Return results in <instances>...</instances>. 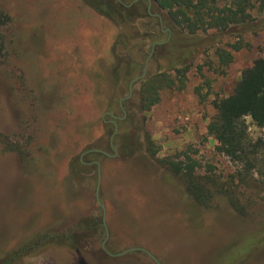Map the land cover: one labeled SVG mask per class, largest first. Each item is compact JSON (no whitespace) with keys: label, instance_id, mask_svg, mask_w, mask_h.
Returning <instances> with one entry per match:
<instances>
[{"label":"rangeland","instance_id":"obj_1","mask_svg":"<svg viewBox=\"0 0 264 264\" xmlns=\"http://www.w3.org/2000/svg\"><path fill=\"white\" fill-rule=\"evenodd\" d=\"M111 1L98 0L103 8ZM263 1L206 0L214 16L243 3L247 23L196 34L185 87L162 91L141 113L126 68L118 77L113 71L118 56L143 66L153 43L154 55L168 54L170 27L183 31L150 0L126 23L86 0H0L10 19L0 28V264H155L145 252L160 264H214L243 253L241 232L264 227V189L234 179L235 206L216 187L213 201L200 206L167 163L190 157L197 175H214L225 188L239 170L217 152L206 126L213 102L264 58ZM148 6L161 25L145 17ZM117 35L123 49L114 52ZM218 48L232 55L226 67ZM119 104L125 116L112 136L109 116L123 117ZM245 123L252 140L262 136L250 118ZM129 249L145 252L107 255ZM248 264H264V254Z\"/></svg>","mask_w":264,"mask_h":264},{"label":"trees","instance_id":"obj_2","mask_svg":"<svg viewBox=\"0 0 264 264\" xmlns=\"http://www.w3.org/2000/svg\"><path fill=\"white\" fill-rule=\"evenodd\" d=\"M150 1L162 16L165 14L175 26L183 31L178 32L170 27L171 39L168 54L166 56L153 55L151 66L146 68L144 77L132 85L137 89L135 94L138 97V110L141 113L149 112L158 104L162 91L182 90L185 87L187 74L192 68V61L198 54L196 34L213 28L215 31H224L232 25L247 23L248 18L246 7L241 2L237 4L236 10L229 8L226 13L214 16L212 11L208 10L206 0ZM86 3L96 13L107 17L112 22L116 17H120L124 23L127 22V16L131 15L132 11H136V7L140 5L137 3L127 9L114 0L105 5V8L99 4L98 0H86ZM262 4L264 6V1ZM145 17L149 21L157 20L148 14ZM9 20L8 15L0 11V28L5 26ZM148 35L149 38L156 36L153 33H147L146 36ZM122 38L120 35L115 37L114 52L115 49H123V43H120ZM135 38L136 36L133 39ZM233 48L237 50L236 47ZM215 55L220 66L223 67L228 66L232 60V55L222 48L216 49ZM124 68H126L124 77L129 83L140 76L143 71V66L138 65L134 60H128L126 55L118 56V63L113 67L116 77H118V71ZM118 84L119 80L114 78L116 89ZM129 102L130 100H124L122 105L126 106ZM115 103L113 100L106 105L113 107ZM213 108L215 115L206 126L207 134L215 140L217 152L239 166L236 175L229 176L228 188H225L224 184L221 185L220 179L214 175H197V163L190 157L185 156L179 162L169 161L167 165L170 170L182 177L186 192L198 205H209L214 199L212 187H216L220 189V192L225 193L235 206L232 191L234 179L239 180L250 190L264 189V58L255 60L249 68H246L241 73L232 93L214 101ZM115 109L121 113L119 105ZM245 118H250L257 128L263 129L261 137L252 140L248 136ZM253 176L261 179V183L258 180L254 181ZM239 224L237 225L239 229H246L245 225ZM241 233L242 239L238 243L245 244L243 253L234 257L229 256L225 262L214 264H248L254 258L264 254L263 226L256 227L251 233H244V235L243 232ZM23 247L12 253L13 259L23 255Z\"/></svg>","mask_w":264,"mask_h":264},{"label":"flooded vegetation","instance_id":"obj_3","mask_svg":"<svg viewBox=\"0 0 264 264\" xmlns=\"http://www.w3.org/2000/svg\"><path fill=\"white\" fill-rule=\"evenodd\" d=\"M114 1L118 2L121 6L127 8V9L133 7V6H134L135 4H137V3H140V4L142 3V2H141L142 0H131V1H130L129 3H127V4L124 3L126 0H114ZM149 6H150V3H149ZM149 6H148V9H147V14H148L149 16H151L152 18H156V19L158 20L159 24L161 25L160 17L157 16V15H152V14L149 13ZM161 28H162V27H161ZM163 31H164V30L161 29V32H163ZM166 32H167V40L164 42L165 45L169 44V41H170V38H171V32H170V30H167ZM155 46H157V44L153 43V46H152V48H151V51H150L149 55L147 56V58H146V60H145V62H144V64H143V68H144V66H145L146 61H147V63H146V68L151 66V63H150V62H151L152 56L154 55L153 52H154V47H155ZM149 63H150V64H149ZM124 100H127V98L123 99V101H124ZM119 107H120V109H121V113H122V116H123L122 118H119V117H116V116H112V115L109 116L110 118L114 119V122L111 121L110 125H112V127L114 128L115 131H116V129H117V125H116L115 121H116V120H117V121H120V119H123L124 116H125L120 104H119ZM113 132H114V131H113ZM107 255L112 256V257H114V258H118V257L122 256L123 254L120 255V256H117L118 254H115V256H114V255H111V254H108V253H107Z\"/></svg>","mask_w":264,"mask_h":264},{"label":"water","instance_id":"obj_4","mask_svg":"<svg viewBox=\"0 0 264 264\" xmlns=\"http://www.w3.org/2000/svg\"><path fill=\"white\" fill-rule=\"evenodd\" d=\"M148 2H149V0H148ZM149 3H150V2H149ZM146 63H147V61H146ZM146 63H145V66H144V68H143L142 74H141L140 76L136 77L135 79H133V80L129 83V90H130L131 86H132L136 81L142 79V78L144 77V75L146 74ZM129 96H130V92H129ZM114 133H115V130H114L112 136L114 135ZM112 136H111V139H110V144H111V141H112ZM88 152H90V151H88ZM95 199H96L97 204L100 205V204H99V197H98V185H97L96 190H95ZM106 239H107V235H106ZM106 239H105V240H106ZM105 240H104L103 243H102V247H103V245H104V243H105ZM134 250H139V251L145 252V251L142 250V249H129V250H126L125 252H122V253L118 254L117 256H120V255H122V254H125V253H128V252H131V251H134ZM145 253L149 256V258H150L155 264H160V263H159L154 257H152L149 253H147V252H145ZM114 256H115V255H114Z\"/></svg>","mask_w":264,"mask_h":264}]
</instances>
